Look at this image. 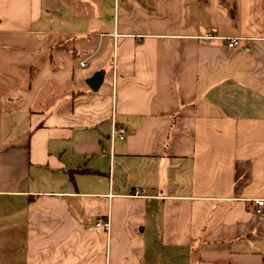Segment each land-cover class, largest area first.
Segmentation results:
<instances>
[{
  "label": "crops",
  "instance_id": "1",
  "mask_svg": "<svg viewBox=\"0 0 264 264\" xmlns=\"http://www.w3.org/2000/svg\"><path fill=\"white\" fill-rule=\"evenodd\" d=\"M258 199L264 0H0V264H264Z\"/></svg>",
  "mask_w": 264,
  "mask_h": 264
},
{
  "label": "built area",
  "instance_id": "2",
  "mask_svg": "<svg viewBox=\"0 0 264 264\" xmlns=\"http://www.w3.org/2000/svg\"><path fill=\"white\" fill-rule=\"evenodd\" d=\"M228 43V48L231 50H242L244 52H250L252 50V43L253 40L250 38H241V37H234V38H229L226 39ZM82 67L86 66V63L83 62L81 63ZM127 134V131L125 128L122 127H117L114 124V127L112 129V141L114 140L115 137H118L120 139H124ZM255 214L260 215L263 210H264V199H258L255 201ZM98 227H103L106 231L110 229V223L109 221H105L104 219H100L98 222Z\"/></svg>",
  "mask_w": 264,
  "mask_h": 264
},
{
  "label": "water",
  "instance_id": "3",
  "mask_svg": "<svg viewBox=\"0 0 264 264\" xmlns=\"http://www.w3.org/2000/svg\"><path fill=\"white\" fill-rule=\"evenodd\" d=\"M104 81V73H97L87 83L94 92H98Z\"/></svg>",
  "mask_w": 264,
  "mask_h": 264
},
{
  "label": "rangeland",
  "instance_id": "4",
  "mask_svg": "<svg viewBox=\"0 0 264 264\" xmlns=\"http://www.w3.org/2000/svg\"><path fill=\"white\" fill-rule=\"evenodd\" d=\"M113 7H114V0H111V8L113 9ZM114 56H115L114 51H112V56H111V57H112V62H113V58H114ZM95 62H96V58H94V59L89 63V70L91 69L92 66H94ZM106 66H107V65H106ZM105 71H106L108 74H110V73L112 72V63H111V65L109 64V65L106 67Z\"/></svg>",
  "mask_w": 264,
  "mask_h": 264
},
{
  "label": "trees",
  "instance_id": "5",
  "mask_svg": "<svg viewBox=\"0 0 264 264\" xmlns=\"http://www.w3.org/2000/svg\"><path fill=\"white\" fill-rule=\"evenodd\" d=\"M81 172H83V173H84V172H86V171H81Z\"/></svg>",
  "mask_w": 264,
  "mask_h": 264
}]
</instances>
